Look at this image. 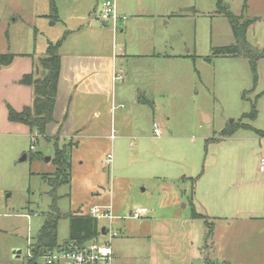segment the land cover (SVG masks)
<instances>
[{"label":"crops","instance_id":"0c3cea01","mask_svg":"<svg viewBox=\"0 0 264 264\" xmlns=\"http://www.w3.org/2000/svg\"><path fill=\"white\" fill-rule=\"evenodd\" d=\"M104 1L90 0L81 11L73 6L70 17L60 21L58 34L54 39L46 40L45 50L49 44L60 42V74L53 121L46 125L44 137L53 139L50 141L53 144L56 140L60 148L70 146L66 149L68 152L78 144L75 143L78 137L95 145L107 142L110 138L116 150L115 169L138 161L141 169L148 167L156 171L158 179H165L160 175L167 174L170 166L168 154L163 149L168 148L166 145L170 141H177L180 137L173 135L168 126L161 125L154 118V105L146 98L149 90L144 83L149 76L151 82H155L152 91L161 93L154 68L162 72L165 68L176 66V59L184 58L163 51L162 38L155 41V35L170 23L171 17L184 15L169 16L168 0H113L118 16L126 18L118 21L114 28L100 17ZM39 4L40 0H0V34L5 36L6 41L7 38L9 41L12 32L20 34L17 32L20 20L24 22L29 18V23H34V29L37 30L35 27L42 18L37 10ZM59 7L52 0L49 14L45 16L54 22V27L59 21ZM219 7L217 4L216 16L222 14L227 19L224 11L231 12L223 6L222 0ZM26 9L30 12L27 13ZM260 13L254 15L244 0L241 14H231L250 22L246 41L263 50L264 36L263 43L257 39L250 43L247 40L250 26L259 22L264 24V1ZM229 29L232 36L230 45H233L231 27ZM262 31L264 33V29ZM2 50L0 54L10 53L14 58L9 65L0 68V153L18 158L21 154L25 155L27 139L40 135L36 128L10 121L8 111L11 109L20 113L32 107V87L21 80L26 75L34 78L43 76L38 59L46 51L44 54L39 51V55H30L13 50L11 44ZM260 63H264V58L257 61L256 67ZM139 70L143 73L146 70V74L140 76ZM121 102L127 103L129 109L126 113L117 114L119 109H125ZM203 118L205 124L210 122L206 116ZM154 126L159 131L158 136L154 133ZM239 128L252 129L244 124H240ZM252 130L257 134L260 146L252 162L255 174L261 179L258 176L250 178L246 171L249 158L229 154L239 148L231 147L229 136L221 132L219 138L205 139L206 143L220 147L218 154L206 158L204 167L200 160H186L176 175L182 189L173 193L168 200H165L164 195L158 207L154 201L147 200L132 209L118 208L107 201V194H112V190H108L104 184L100 187L101 194L98 193L99 189L95 193L99 203L90 206L88 215L82 217L95 222L97 233L94 238L80 242L69 237L58 243L60 246L55 249L68 242L82 244L96 240L109 241L112 264H264V257L260 256L264 250V201L261 197L264 193V173L259 171L260 159L264 156V130ZM134 143L137 147L129 152L127 147L132 149ZM157 149L166 158L161 155L152 158L157 155ZM32 150L33 144H30L29 152ZM108 155L111 156V162L106 166ZM145 157L146 162L143 161ZM182 158H186V155ZM25 159L26 156H23L22 160ZM104 166H112V154L107 153L97 170H104ZM137 177L144 179L145 175L138 174ZM187 185L190 192L185 198ZM184 202L189 203L181 207ZM93 207L110 208L112 218L94 219L90 215ZM188 207L190 212H182ZM158 208L165 212L159 214ZM139 209H145L146 212L138 219L131 218V214ZM141 219L143 222L132 223ZM100 221H103V226H99ZM30 245V256L27 254V258L32 257ZM41 259L38 258V264L42 262Z\"/></svg>","mask_w":264,"mask_h":264},{"label":"rangeland","instance_id":"374dc122","mask_svg":"<svg viewBox=\"0 0 264 264\" xmlns=\"http://www.w3.org/2000/svg\"><path fill=\"white\" fill-rule=\"evenodd\" d=\"M51 1L40 0L37 10L42 18L35 27L37 30L34 29V23L30 24L29 18H26L24 22L18 21L17 32L20 34L12 32L9 41L0 34V50L3 51L4 47L11 44L13 50L20 53L39 55L41 51L44 54L46 40L54 39L58 34L60 21L70 17L73 6L81 11L90 0H53L55 5L61 7L55 27L54 22L45 17L51 9ZM222 1L228 11L234 15L241 14L244 0ZM263 1L246 0V3L254 15H260ZM168 7L169 16H184L171 17L170 23L155 35V41L162 38L163 51L184 58L176 59V66L165 68L162 72L154 68L161 93L152 91L155 82H151L149 76L144 83L149 90L146 98L154 105V118L161 125L168 126L173 135L180 137L177 141H170L166 145L168 148L163 149L168 154L167 162L170 166L167 174L160 175L165 179H158L156 171L148 167L141 169L138 161L115 169L116 150L110 138L107 142L95 145L78 137L75 142L78 144L68 152L71 182H63L65 184L54 190L51 183L56 171L52 161L54 145L44 141L41 136L28 138L25 155L10 158L4 152L0 153V264H26L29 244L35 240L47 213L60 215L57 222L58 243L69 239L71 216H87L88 208L99 203L95 193L99 189L98 193L101 194L100 187L105 185L108 190H112V194H107V201L115 207L132 209L147 200L154 201L158 207L164 195L165 200H168L173 193L182 189L176 175L186 160H200L204 167L206 158L218 154L220 147L206 143L205 139L219 138L221 132H229L226 136L231 140V147L239 148L229 154L249 158L246 171L251 179L258 176L252 161L260 146L257 134L252 129L264 130V63H260L254 72L247 58L212 54L214 47L230 46L232 42L227 19L222 14H215L218 10L215 0H168ZM26 11L30 12L29 9ZM263 29V22L250 26L248 42L253 39L262 40ZM116 47L119 49L118 45ZM138 73L144 76L146 70L144 73L139 70ZM124 103L121 102L125 109H119L117 114L128 111L129 106ZM254 110V118H251ZM203 116L210 122L205 124ZM240 124L251 126L252 129L239 128ZM30 144H33L32 152H29ZM136 147L134 143L132 149H127L132 152ZM159 149L152 158L160 155L166 158ZM123 150L126 148L123 147ZM107 153L112 154V166L97 170ZM23 156H26L25 160H22ZM48 158L51 160L47 161ZM143 161L146 162V157ZM152 173L154 175L150 177ZM138 174H144V179L137 177ZM142 189L145 192H141ZM185 192L186 198L190 192L189 185L185 186ZM261 197L264 201V193ZM185 203L189 202L182 203L181 207ZM158 209L159 214L165 212L162 208ZM188 211H191L189 207L182 209V212ZM136 222H143V219L132 223ZM103 225V221H100L99 226ZM16 251H20L18 257L15 256ZM260 256L264 257V250ZM39 263L44 264L43 261Z\"/></svg>","mask_w":264,"mask_h":264},{"label":"trees","instance_id":"16d2710c","mask_svg":"<svg viewBox=\"0 0 264 264\" xmlns=\"http://www.w3.org/2000/svg\"><path fill=\"white\" fill-rule=\"evenodd\" d=\"M218 7L221 0H215ZM220 9V7H219ZM224 15L230 24L234 44L226 47L214 48L212 54L220 57H244L250 61L252 70L255 72L256 63L264 58V49L259 50L246 41V30L249 26L248 20H242L233 16L231 13L225 12ZM60 42L49 44L46 53L38 59L42 77L34 78L32 75H26L22 78L23 84L29 85L33 90V105L31 108H25L22 112L16 113L9 109L8 117L12 122L22 123L31 128H36L38 134L45 138L47 142L53 139L44 137L45 127L53 121L52 112L55 103L57 84L60 74V56L58 50ZM14 56L10 53L0 54V68L9 65L13 61ZM255 110L251 114L254 118ZM230 134V133H229ZM222 134V135H229ZM54 157L52 159L56 171L52 178V186L55 190L62 184L70 183V159L66 146L58 147L56 140L54 141ZM70 146L68 147V149ZM62 180V181H61ZM65 182V183H63ZM59 213H47L45 221L38 231L35 240L30 245L31 258H27L26 264H38V258L45 255L48 251L53 250L60 245L57 237V222ZM72 217L70 239L75 241H88L96 235V224L88 218ZM70 217V218H71Z\"/></svg>","mask_w":264,"mask_h":264},{"label":"built area","instance_id":"2783aa9c","mask_svg":"<svg viewBox=\"0 0 264 264\" xmlns=\"http://www.w3.org/2000/svg\"><path fill=\"white\" fill-rule=\"evenodd\" d=\"M100 17L102 20L107 21L115 28L120 20H125V17H119L116 13L115 3L113 0H106L101 5ZM154 133L159 135L156 129ZM32 148V147H31ZM111 162V156L106 158V166ZM259 171L264 173V156L261 157L259 163ZM146 212L145 209L136 210L131 214V218L138 219ZM90 215L94 219H111L110 208L93 207L90 210ZM30 256V254H28ZM44 264H112V252L109 241L99 242L91 240L86 243L68 242L66 245L48 251L41 259Z\"/></svg>","mask_w":264,"mask_h":264},{"label":"water","instance_id":"95a60500","mask_svg":"<svg viewBox=\"0 0 264 264\" xmlns=\"http://www.w3.org/2000/svg\"><path fill=\"white\" fill-rule=\"evenodd\" d=\"M24 159V158H23ZM48 160H49V158H48ZM15 253V256H19V254H20V251H16V252H14Z\"/></svg>","mask_w":264,"mask_h":264}]
</instances>
